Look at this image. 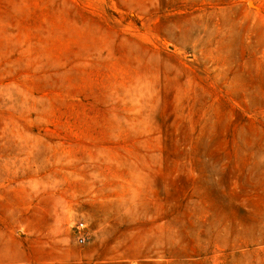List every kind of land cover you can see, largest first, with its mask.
<instances>
[{"label": "rangeland", "instance_id": "rangeland-1", "mask_svg": "<svg viewBox=\"0 0 264 264\" xmlns=\"http://www.w3.org/2000/svg\"><path fill=\"white\" fill-rule=\"evenodd\" d=\"M0 264H264V0H0Z\"/></svg>", "mask_w": 264, "mask_h": 264}, {"label": "built area", "instance_id": "built-area-1", "mask_svg": "<svg viewBox=\"0 0 264 264\" xmlns=\"http://www.w3.org/2000/svg\"><path fill=\"white\" fill-rule=\"evenodd\" d=\"M80 227H83V224L80 225ZM81 237L79 238V243L84 242V235H80Z\"/></svg>", "mask_w": 264, "mask_h": 264}]
</instances>
